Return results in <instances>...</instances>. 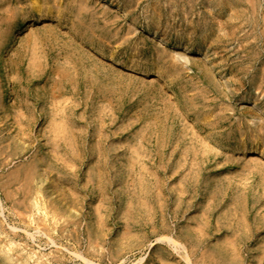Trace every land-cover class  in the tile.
<instances>
[{
	"label": "rangeland",
	"instance_id": "obj_1",
	"mask_svg": "<svg viewBox=\"0 0 264 264\" xmlns=\"http://www.w3.org/2000/svg\"><path fill=\"white\" fill-rule=\"evenodd\" d=\"M0 264H264V0H0Z\"/></svg>",
	"mask_w": 264,
	"mask_h": 264
},
{
	"label": "bare ground",
	"instance_id": "obj_2",
	"mask_svg": "<svg viewBox=\"0 0 264 264\" xmlns=\"http://www.w3.org/2000/svg\"><path fill=\"white\" fill-rule=\"evenodd\" d=\"M0 78H1V82H2V96H5V92H6V75H5V70H4V67L1 68V75H0Z\"/></svg>",
	"mask_w": 264,
	"mask_h": 264
}]
</instances>
